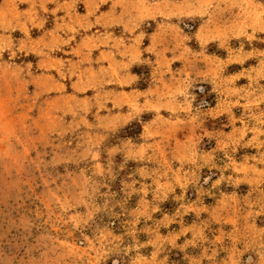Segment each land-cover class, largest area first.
<instances>
[{"label":"rangeland","instance_id":"374dc122","mask_svg":"<svg viewBox=\"0 0 264 264\" xmlns=\"http://www.w3.org/2000/svg\"><path fill=\"white\" fill-rule=\"evenodd\" d=\"M3 1L0 264H264V0H79L134 68H33L58 0L7 51Z\"/></svg>","mask_w":264,"mask_h":264},{"label":"crops","instance_id":"0c3cea01","mask_svg":"<svg viewBox=\"0 0 264 264\" xmlns=\"http://www.w3.org/2000/svg\"><path fill=\"white\" fill-rule=\"evenodd\" d=\"M51 1L53 0L42 2L40 8L44 9L43 7L48 6L52 3ZM78 1L58 0V3L51 9L56 15V23L35 37L33 42L27 41L25 36L20 35L15 38L14 46L18 50L24 45L28 47L29 54L35 56L33 68H134L136 61L132 62V56H126L124 59L118 52L116 36L108 35L101 30L100 33H86V31L96 29L99 25L105 29L107 15L111 10L97 17L92 16L91 10L77 15ZM20 2L21 0L3 1L4 4L6 3V51L11 48L12 43L8 32L21 31L20 34L25 32L26 14L21 7L15 8ZM31 6L28 8H32ZM10 9L13 12L18 10V12L10 16ZM87 15L90 16L89 19ZM74 19L77 21L76 24L72 23ZM61 51L62 55H55L56 52ZM9 68H26V66L16 63L10 65Z\"/></svg>","mask_w":264,"mask_h":264}]
</instances>
